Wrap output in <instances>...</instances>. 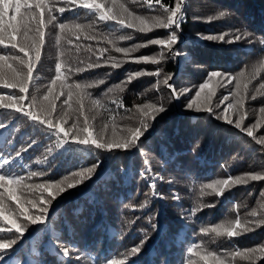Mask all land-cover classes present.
<instances>
[{
    "label": "trees",
    "instance_id": "obj_1",
    "mask_svg": "<svg viewBox=\"0 0 264 264\" xmlns=\"http://www.w3.org/2000/svg\"><path fill=\"white\" fill-rule=\"evenodd\" d=\"M102 2L111 7L112 0ZM121 3L128 12L152 20L165 18L164 7H174L175 0H161L164 7L152 0L155 7L151 9L147 0H117V4ZM55 7L68 5L58 2ZM222 11L226 13L224 17L219 16ZM54 15L57 19L49 24L50 17L45 13V43L41 48V59L33 69L28 93L21 94L12 89L0 91L5 102L9 95H24L23 107L46 118L40 106L51 110L49 101L54 99L55 111L51 112L54 123L62 124L65 129H71L74 123L83 127L86 116L96 137L107 126L105 139L112 137L114 128L119 136L124 134L122 129L140 127V121L145 118L138 106L154 104L163 106L166 111L155 114L154 126H151V117L146 118L150 127L139 148L109 153L59 149L56 145L61 138L54 134L50 137L46 126L35 124L15 110H0V129L7 127L0 134L7 138L0 147V155L11 159L17 152L22 153L13 172L25 178L24 184L58 183L67 189L68 184L83 180L53 202L46 225H31L19 216L16 206L8 205L13 209V218L25 224L27 231L37 226L32 238H23V245L29 251L34 249L35 232L43 235L37 241L40 252L34 260H28L24 253L14 248V251L5 253L4 264H67L60 258L53 241L62 249H69L68 255L74 264H112L110 258L100 255L96 246V243H103L106 234L109 240L122 246L123 264H204L200 256L208 252L221 256L225 264H264V253L260 252H256L250 261L239 256L233 258L236 252L264 246V223H260L264 221V181H251L247 185L225 189L222 197L207 187L229 176L264 175V144L259 143L264 138V111H261L264 109V0H185L186 18L178 32L179 41L173 46L174 53L179 55L150 44L153 39L167 40L175 28L153 29L147 33L121 29L99 21L98 14L84 9L66 12L63 17ZM209 16L213 17L211 21ZM148 21L151 27V21ZM60 23L69 27L80 24L84 26L83 31L76 35L62 33ZM31 26L35 27V24ZM184 34H188V39ZM236 34L247 35L241 42L228 43ZM221 35L225 36L224 42L198 38ZM58 36L61 37L59 44ZM17 40H22V34ZM68 40L72 43L69 44ZM117 48H135V51L128 52L127 58L126 53L117 52ZM101 49H104L102 53ZM0 55L8 57L0 64L10 63L13 67L18 66L14 57L27 59L18 48L11 46H0ZM30 55L35 60L34 52L30 51ZM180 56L183 62H180ZM143 57L148 61H143ZM66 60L68 63L65 64ZM152 60L160 62L151 63ZM105 62L104 67L75 71L87 68L88 64L105 65ZM114 62L121 66L112 67ZM57 64H61L60 79H57ZM18 70L27 72L26 66ZM157 70L160 74L153 75ZM3 71L11 75L9 69ZM213 71L223 74L211 82L213 95L209 105L204 107H211L213 111L200 110L203 112L200 116L194 112L196 104L187 107L194 97L185 93V85L199 87ZM136 73L140 75L136 76ZM225 76L232 78L227 87L224 86ZM166 77L177 81L182 112L163 83ZM130 78L131 83H128ZM54 80L55 84L52 83ZM101 80L104 83L98 84ZM76 84L82 88L93 85L84 89L90 96L86 95L83 100V115L75 111L80 106L75 95ZM62 85H68L73 91L71 100L68 98L69 87ZM33 96L37 98L35 105L32 104ZM45 96H49V101L44 100ZM226 96L227 100L224 99ZM253 96L256 99H252ZM240 97L244 103L237 106L236 100ZM66 100L67 104L64 103ZM94 100H99L100 104L94 106ZM228 104L234 107L225 112ZM223 115L233 121L241 115L246 116L245 127L256 125L253 127L255 138L217 118ZM33 141L35 144L29 147ZM75 158L80 161L72 165ZM98 161L102 163L96 168ZM147 168L151 173H146ZM30 173L37 175L29 178ZM141 173H146L148 179ZM153 180L155 189L150 187ZM20 195L30 215H43L41 209L48 206L50 199L47 191L32 188L20 192ZM27 201H33L36 207ZM104 216L105 222L101 220ZM196 217L200 220L199 226L190 222V218ZM236 219L254 230L234 238L201 232L202 228L229 220L234 223ZM177 222L189 226V232L183 237L178 233ZM84 223L85 230L82 228ZM3 238L17 237L6 235ZM84 238H88V242ZM147 243L154 245L148 251L144 247ZM137 246L141 250L134 254L133 249ZM202 248H205L203 254Z\"/></svg>",
    "mask_w": 264,
    "mask_h": 264
},
{
    "label": "snow or ice",
    "instance_id": "obj_2",
    "mask_svg": "<svg viewBox=\"0 0 264 264\" xmlns=\"http://www.w3.org/2000/svg\"><path fill=\"white\" fill-rule=\"evenodd\" d=\"M64 3L68 5V7H55L56 3ZM148 7L154 8L152 0H147ZM156 4L164 7L161 4V0H156ZM184 6L185 0H175L174 7H164V12L167 13L165 18H152L151 27L149 26V21L141 16H136L130 12L125 7L124 4H117V0H112L111 7H109L106 3L102 2V0H0V46L4 48H18L19 52L23 53L27 59H23L19 56L14 57L16 61H18V66L13 67L10 63L0 64V91L12 89L18 90L19 93L25 94L28 93L29 84L33 78V69L35 67L36 62L41 59V48L45 43V13L47 12L50 17L48 23L51 24L53 21L57 19L58 14L60 17L66 12H78L80 9L88 10L94 14H98L99 21L105 22L106 24H113L118 26L121 29H136L141 33H147L152 31L153 29H168L171 30L173 28L176 31H171L167 40L165 39H153L150 41L152 45H159L161 49L167 48L170 54L174 53L173 46L176 45L179 41L178 32L180 30L181 24L186 18L184 15ZM226 15L225 12H220L219 16L224 17ZM210 21L213 19L212 16L208 18ZM35 24V27L31 25ZM83 27L80 24H75L72 27H69L67 24L60 23L59 29L63 32L71 33L72 35H76L77 32L83 31ZM29 32H32V35L29 36ZM22 34V40L18 41L17 36ZM247 34L234 35V39L227 41L230 44L241 42L246 38ZM90 39L92 37H89ZM127 37H121V39H125ZM199 39H207L209 41L219 40L221 42L225 41V36L221 35L217 36H208V37H200ZM61 37H57V43L59 44ZM68 43L71 44L72 41L68 40ZM77 50H79L77 48ZM30 51L34 52L35 60L32 59L30 55ZM104 49H101V53ZM117 52H132L135 51L133 49H123L117 48ZM179 55V53H174ZM64 53L61 52V56ZM8 57L0 55V62H6ZM143 61L147 62L148 58L143 57ZM139 62V61H136ZM160 61L152 60L151 63H159ZM64 63H68V61H64ZM105 65H101L99 63L96 64H88L87 68H77L75 71L84 72L90 69L104 67ZM24 66L27 68L26 74L22 70ZM119 63H113L112 67H120ZM4 68L10 70L11 75L3 71ZM57 71V79L61 78V64L56 65ZM159 70H157L153 75H159ZM140 73H136V76H139ZM223 74L219 72H211L208 74V78L204 83L199 85V90L195 92V98L191 101L187 107L192 108L193 104L197 105V110H206L208 112H212L213 109L211 107H207L204 109L200 108V105H207L210 103L212 95H213V85L212 81L214 78L222 77ZM226 83L225 87L232 83L231 77H223ZM171 77H166L163 83L168 86L174 98H179L176 95V90L173 85L169 82ZM55 80L52 82L55 84ZM98 84L104 83L103 80L98 81ZM128 83H131V78ZM237 83V88L239 89V81ZM63 87H69L68 85H62ZM93 85H84L83 88L80 84H76L74 87L77 90L75 95L79 101V108L75 109L80 115L84 114V105L83 100L86 95L90 96V93H86L84 89L88 87H92ZM205 90L207 92L205 93ZM51 88L49 89V93H51ZM109 91H112L111 89ZM190 92L191 90H185ZM204 93V95H202ZM73 91L69 87L68 98L69 100L73 97ZM25 99L24 95H9L7 97V102H5V97L0 96V110H15L17 113H21L24 117L30 118L32 122L35 124L45 127L48 130V134L51 137L53 134L56 137H60L59 143L56 145L57 148L65 150V151H76L79 149H86L88 151L92 150H102L106 152L113 151H128L132 148H139L142 138L145 137V134L148 132L150 125L147 123L148 117H151L152 125L154 126L155 121L157 120V115L159 113H164L166 109L163 106L157 107L156 105H146L143 107L138 106V110L141 113V116L145 119L140 121V127H129L126 129H122L121 131L124 133L123 135H117L116 129H113V134L110 139L104 138V133L106 131L107 126L103 129L100 135L97 138H94L93 131L88 126V118L84 117V126L79 127L78 124L74 123L71 129H65V127L60 123H54L51 118V112L55 111V102L54 99L49 101V96H45L44 100L49 101L51 105V110L48 107L41 105V110L45 113L46 118H41V116L33 112L31 108L25 109L23 107V101ZM225 100L228 99L226 96ZM252 99H256L255 96ZM37 103V98L35 96L32 97V104L35 105ZM65 104L68 103L66 100ZM244 103L243 97H240L236 100L237 106H242ZM92 104L99 105V100L92 101ZM71 107V105H69ZM232 104H228V107L225 109V112L228 111L229 108H233ZM264 111V109H261ZM218 119L222 118L225 123L232 125L235 129L244 132L248 137H254L253 127L256 125L245 127L244 120L246 116H239L238 119L233 121L228 115H223L222 117H217ZM259 124V121L257 122ZM74 129V131H73ZM70 137V138H69ZM7 142V138L0 135V147L3 146L4 143ZM260 144H264V138L259 141ZM35 141L29 147L33 146ZM24 151H27L25 149ZM22 153L17 152L14 157L11 159H6L3 155H0V189H3V192H0V225H7L6 227H0V264H4L5 253H8L9 250L14 251L13 246L18 244V241L22 240L27 232V226L18 222L16 218H13V209L9 208L5 203V194L7 198L11 201H14L16 204V208L19 212V216L23 217L25 221L29 222L31 225H46L49 213V207L52 206L54 201H57V198H62L63 194L66 191L77 187L80 183H83V180L76 181L75 184H68L67 189L62 187L58 183H42L38 185H26L24 184V177L16 175L13 172V166L17 164V161L20 159ZM102 162H97L95 165L96 168H99ZM146 173H151V169L147 168ZM146 173H141V175L145 176V179H148V175ZM37 173H30L29 178L31 176H35ZM77 175H83L82 173H77ZM159 178V177H157ZM87 179H91V177H87ZM251 181H264V175L258 174H249L244 177H236L232 178L229 176L227 179L217 180L215 183L209 184L207 187L212 189L218 196H223L225 194V189H231L236 185H247ZM153 189H155V180H153L150 185ZM36 188L41 190V192L47 191L50 199L47 201L46 207L41 209L43 215H30L28 213V209L24 207V202H22L21 197L17 195V192H23L28 189ZM155 195V192L153 193ZM41 199H43L41 197ZM27 203L31 204L33 208L36 207V204L33 201H27ZM253 216L256 215L255 212L252 213ZM260 223H264V221H260ZM254 229L252 227L247 226L246 223L242 224L240 219H236L233 223L232 221H228L226 223H220L214 227L210 228H202L201 232L205 234H214L215 237H240L243 234H247L252 232ZM15 235L16 239L6 240L3 237L6 235ZM140 247L137 246L133 249V253H139ZM192 249H189L191 252ZM64 255H68L69 249H62ZM256 252L264 253V246L258 249H250L243 253L236 252L233 255V258L236 256L241 257L244 260H252L255 256ZM196 255L200 256L199 253ZM11 259V256L8 257ZM200 260L204 262V264H225V260L221 258V256L217 255L215 252H208L207 255L200 256ZM190 264H195V262H190Z\"/></svg>",
    "mask_w": 264,
    "mask_h": 264
},
{
    "label": "rangeland",
    "instance_id": "obj_3",
    "mask_svg": "<svg viewBox=\"0 0 264 264\" xmlns=\"http://www.w3.org/2000/svg\"><path fill=\"white\" fill-rule=\"evenodd\" d=\"M148 20H150L151 21V19H149L148 18ZM184 38L185 39H188V34H184ZM125 49H129V48H125ZM126 57L128 58V53H126ZM183 57L182 56H180V62H183V59H182ZM172 85H173V87L175 88V90H176V95L179 97V98H174V100H175V104H176V107H177V109L180 111V112H182V110H181V100H180V96H179V94H178V91H177V89H176V82L174 81V79L173 78H171V80L169 81ZM167 87V89L169 90V92L172 94V91H171V89L168 87V86H166ZM185 88H186V90H191L190 92H188V91H185V93L187 94H189L190 96H192V97H194L195 98V92L196 91H198L199 90V87H194V86H191L189 83H187V85H185ZM206 91V90H205ZM173 95V94H172ZM202 95H204V93H202ZM174 97V96H173ZM209 104H207V105H203V104H201L200 105V108L202 109V108H204V107H206V106H208ZM212 105H214L215 106V108H216V112H218V115H220L221 116V113H220V110L218 109V107H216V105H215V103H213ZM196 114H198V115H202L203 114V112L202 111H200V110H197V109H195V111H194ZM249 126H251V125H249ZM7 127H3L2 129H0V134L3 132V131H5V129H6ZM91 129V128H90ZM93 136H94V138H97L95 135H94V133H93ZM70 138V137H69ZM83 149V148H82ZM80 161V159H78V158H75L74 159V161L72 162V165L73 164H77L79 161ZM238 168V167H237ZM87 188H85V189H82L81 190V192H80V194L82 195V194H84V191L86 190ZM0 192H3V189H0ZM87 192V191H86ZM85 192V193H86ZM91 193V192H90ZM17 195H19V196H21L20 195V191H18L17 192ZM96 200H98L99 201V199H96ZM5 203L7 204V205H14V206H16V204H15V202L14 201H11V200H9L8 198H7V196H6V194H5ZM50 210H52V206H50L49 207V211ZM103 222H105L106 221V217L104 216V217H102V219H101ZM190 222L193 224V225H198L199 226V224H200V220H198V218L196 217V218H194V219H191L190 218ZM85 224L86 223H84V225H83V230H85ZM7 226V225H6ZM177 228L179 229V234H180V236H184L187 232H189V226H187V225H184V224H182V223H179V222H177ZM35 227H37V226H33V227H31L30 228V230L29 231H27L26 233H25V238H32L33 236H34V229H35ZM51 227V226H50ZM32 231V232H31ZM31 232V233H30ZM36 233V242H35V245H34V249H32L31 251H29L28 249H27V247H26V245H23V239L22 240H20V241H18V244L17 245H15V246H13V248H15V249H18V251L20 252V253H24L26 256H27V259L28 260H34L35 258H36V255L40 252L38 249H37V241H39V236L40 235H43V234H40L39 235V232H35ZM10 235V238H12V236H14V235H11V234H9ZM46 236V235H45ZM108 235L106 234V237L105 238H103L102 240H103V243H101V244H97L96 243V246H97V248H98V252L100 253V255H103L104 256V258H110L111 260H112V264H123V260H122V255H121V251H122V246L121 245H119V244H115V243H113V241H111V240H109L108 239V237H107ZM43 239L41 238V241H42ZM84 240L85 241H87L88 240V238H84ZM93 240H95V239H93ZM97 240V239H96ZM95 240V241H96ZM94 241V242H95ZM88 242V241H87ZM53 244H54V246H55V248L58 250V254H59V256H60V258L61 259H63V260H65L66 261V263L67 264H74V261L72 260V258H71V255L69 256V255H64L63 254V252H62V248L57 244V242H55V241H53ZM151 246H154L153 244H150V243H147V245H145L144 247L146 248V251H148L149 249H150V247ZM10 251V250H9ZM201 251H202V254H203V252L205 251V248H202L201 249ZM132 262H134V261H132ZM131 262H127V264H130ZM82 264H86V262H84V263H82Z\"/></svg>",
    "mask_w": 264,
    "mask_h": 264
}]
</instances>
